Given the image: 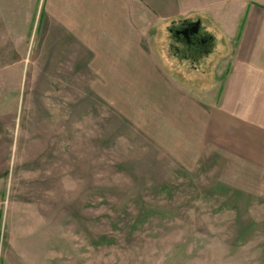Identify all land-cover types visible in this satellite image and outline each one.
<instances>
[{"label":"rangeland","instance_id":"rangeland-1","mask_svg":"<svg viewBox=\"0 0 264 264\" xmlns=\"http://www.w3.org/2000/svg\"><path fill=\"white\" fill-rule=\"evenodd\" d=\"M182 27L157 31L153 76L169 90H97L75 74L9 91L0 245L35 243L41 264H264V137L183 113L189 100L213 110L228 54L222 27L203 23L190 43Z\"/></svg>","mask_w":264,"mask_h":264},{"label":"crops","instance_id":"crops-1","mask_svg":"<svg viewBox=\"0 0 264 264\" xmlns=\"http://www.w3.org/2000/svg\"><path fill=\"white\" fill-rule=\"evenodd\" d=\"M174 22L194 33L203 23L222 27L228 54L213 110L189 100L183 113L264 137L263 0H0V105L9 104L10 90L66 88L75 74L96 75L97 90L144 88L153 78L169 90L172 82L153 76L154 58L157 31ZM210 85L215 93L218 84ZM0 264H41L40 247L1 244Z\"/></svg>","mask_w":264,"mask_h":264},{"label":"flooded vegetation","instance_id":"flooded-vegetation-1","mask_svg":"<svg viewBox=\"0 0 264 264\" xmlns=\"http://www.w3.org/2000/svg\"><path fill=\"white\" fill-rule=\"evenodd\" d=\"M194 31H195V27H193L192 25H190V26L183 25V27L180 30H178L177 33H179L178 34L179 37H180V34L185 35V38L187 39V42L190 43L191 42L190 41V36L194 34Z\"/></svg>","mask_w":264,"mask_h":264}]
</instances>
